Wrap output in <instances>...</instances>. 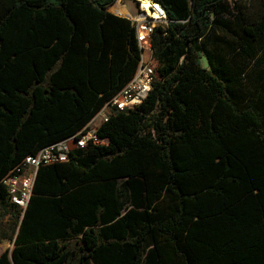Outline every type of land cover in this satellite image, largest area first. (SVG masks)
I'll return each mask as SVG.
<instances>
[{"label":"trees","instance_id":"trees-1","mask_svg":"<svg viewBox=\"0 0 264 264\" xmlns=\"http://www.w3.org/2000/svg\"><path fill=\"white\" fill-rule=\"evenodd\" d=\"M114 1L0 0V180L132 75ZM154 1L142 101L38 166L24 209L0 181L22 211L0 264H264V0Z\"/></svg>","mask_w":264,"mask_h":264},{"label":"built area","instance_id":"built-area-1","mask_svg":"<svg viewBox=\"0 0 264 264\" xmlns=\"http://www.w3.org/2000/svg\"><path fill=\"white\" fill-rule=\"evenodd\" d=\"M118 1L120 0H115L113 3ZM135 4L137 6L135 13L131 14L124 9L122 15L133 25L140 57L130 78L96 112L102 121L107 118L112 107L124 110L140 103L149 91L155 76L154 62L151 57V37L154 26L167 22L166 15L162 6L154 0H149L148 6H142L138 0ZM87 126L85 133L79 136L70 135L41 147L32 155L24 156L5 174L0 181L5 187L7 202L24 209L31 195L32 183L38 166L65 161L71 149L83 147L87 140L99 141L94 134L95 129L90 130Z\"/></svg>","mask_w":264,"mask_h":264},{"label":"rangeland","instance_id":"rangeland-1","mask_svg":"<svg viewBox=\"0 0 264 264\" xmlns=\"http://www.w3.org/2000/svg\"><path fill=\"white\" fill-rule=\"evenodd\" d=\"M136 0H120L116 2L115 4L112 3L109 7L108 10L110 12H116L115 14L123 16L122 12L124 9H126L129 13L133 14L136 11ZM112 6V7H111ZM111 7V8H110ZM120 13V14H118ZM204 64V60L202 61ZM156 77V74L155 76ZM99 115L95 114V116L92 118V122H94L95 125H98L100 123ZM16 224V218L13 217V213L10 209L8 208H2L0 207V252L5 250V249H10L12 246V243L10 240L2 239L1 237H6V233L9 234V236H12L13 234V229Z\"/></svg>","mask_w":264,"mask_h":264},{"label":"crops","instance_id":"crops-1","mask_svg":"<svg viewBox=\"0 0 264 264\" xmlns=\"http://www.w3.org/2000/svg\"><path fill=\"white\" fill-rule=\"evenodd\" d=\"M112 13H114V12H112ZM96 114V113H95ZM95 116V115H94ZM93 116V117H94ZM92 117V118H93ZM92 118L87 122V124L89 123V126H87V124H86V126H87V128H89L90 130H92V129H96V127L102 122V120H101V118H99L100 119V123L98 124V125H95L94 124V122H92ZM9 206H6L5 208H8ZM11 209V211L12 212H14L16 215H17V224H18V222H19V220H20V218H21V215H22V211L20 210V209H18V208H15V209H12V208H10ZM16 231H17V225H16V228L14 229V233H13V235L16 233ZM2 239H8L9 240V234L8 233H6V237L4 238V237H1ZM70 245H73V243H72V241H69L68 242Z\"/></svg>","mask_w":264,"mask_h":264},{"label":"bare ground","instance_id":"bare-ground-1","mask_svg":"<svg viewBox=\"0 0 264 264\" xmlns=\"http://www.w3.org/2000/svg\"><path fill=\"white\" fill-rule=\"evenodd\" d=\"M141 2L142 6H148L149 0H138Z\"/></svg>","mask_w":264,"mask_h":264}]
</instances>
